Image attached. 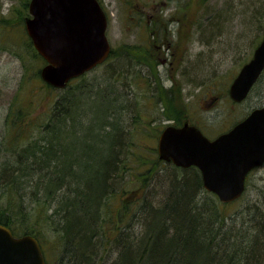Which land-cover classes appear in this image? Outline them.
<instances>
[{
    "label": "trees",
    "instance_id": "trees-1",
    "mask_svg": "<svg viewBox=\"0 0 264 264\" xmlns=\"http://www.w3.org/2000/svg\"><path fill=\"white\" fill-rule=\"evenodd\" d=\"M213 17L209 33L221 36L230 16L218 13ZM154 43L153 36L150 45ZM28 44L32 46L30 39ZM155 47L158 45L154 44L152 51L158 53ZM34 56L45 63L37 51ZM122 57L127 58L124 65H130L133 57L143 63L134 54ZM203 67L195 66L194 72L203 71ZM86 75L72 87L77 94L70 91L71 84L62 90L54 109L41 121L39 132L27 115L21 116L22 108L9 111V127L0 136V223L16 235L33 234L40 240L52 230L60 240L62 253H72L73 264H264V217H256L254 233L239 230V241H233L230 234L236 233L235 229L225 225L235 215L222 212L225 204L204 189L196 167L167 165L156 157L152 146L153 162L149 166L143 163L141 168L145 169L137 175L140 182L127 180L126 151L129 154L133 144L128 141L129 123L122 131L118 127L109 137L99 139L94 145L99 147L89 153L93 146L87 133L96 135L93 119L99 113L101 117L105 112L111 116L124 110L129 113L133 107L130 103L121 108L114 100L111 106L101 101L103 110L96 105L89 108L86 98L94 99L92 90H87L95 84L84 83ZM119 75L132 77L133 72L123 67ZM36 76L40 78L37 70ZM141 77L151 85V76L141 73ZM43 85L51 87L45 82ZM97 90L102 91L99 87ZM99 95L102 97L103 93ZM85 107L91 109L90 113ZM86 119L91 125L83 134ZM13 126L17 127L12 130ZM31 127L34 128L30 132ZM103 148L109 152L97 169L100 157L94 154ZM163 166L168 172L161 176ZM89 167L97 169L92 177L85 175ZM114 202L120 206L113 209ZM110 217L112 235L105 227ZM244 236L246 239H242ZM227 238L233 241L231 254L223 246L228 243ZM105 249L106 257L102 255Z\"/></svg>",
    "mask_w": 264,
    "mask_h": 264
},
{
    "label": "rangeland",
    "instance_id": "rangeland-1",
    "mask_svg": "<svg viewBox=\"0 0 264 264\" xmlns=\"http://www.w3.org/2000/svg\"><path fill=\"white\" fill-rule=\"evenodd\" d=\"M29 1L0 0V136L9 127V111L13 109L17 112L15 110L20 108L21 116L27 115L39 132L41 121L49 116L62 94V90L46 87L41 78H34L35 71L41 69L43 62L34 56L36 50L33 45L28 44L25 17L29 15ZM99 1L108 16L107 36L113 53L109 60L85 76L84 83L95 84L87 90H92L94 101L86 98L85 104L89 108L96 105L103 110L105 106L101 101L108 106L118 102L121 108L132 103L133 108L129 113L124 110L114 116L105 112L101 117L99 113L91 123H95L96 135L93 137L92 132L87 133L88 142L93 146L88 151L93 153L99 139L109 137L112 130L120 128L122 131L129 123L128 141L133 144L129 154L126 151L129 163L127 180L130 178L133 184L140 182L137 175L145 169L141 168L143 163L149 166L153 162L150 158L152 146L157 144L161 130L168 123L187 120L201 127L212 138L228 130L254 107L264 104V73L243 102L236 103L229 96L231 82L252 57L254 48L264 36V0ZM218 13L230 16L221 36L209 33L213 16ZM153 36L158 53L152 51L154 44L150 45ZM126 53L140 57L144 64L133 57L130 65H124L127 58L122 56ZM201 64L204 70L195 73L194 67ZM123 67L132 70L133 76H120ZM141 73L152 77L151 85L141 77ZM79 82V79L71 82L69 87L73 94L77 93L72 87ZM101 92L102 97L99 95ZM88 107L85 111L90 113ZM77 108L80 109L79 106ZM77 108L73 111L76 112ZM86 121L83 134L91 125L89 120ZM14 127L17 126H13L12 130ZM108 152L107 148H103L98 155L97 152L94 154L100 157L97 169L102 167H99L100 160ZM97 169L89 167L85 175L92 177ZM160 170L161 176L167 171L165 166ZM119 203L114 202L111 207H119ZM222 212L235 215V219H229L225 225L235 229L236 233L230 234L233 241L234 238L239 241L240 232L254 233L256 217H264V165L248 174L243 196L238 201L223 205ZM110 225L112 218L105 223L107 233L112 235ZM51 231L46 237L49 239L42 238L48 264H73L72 253L69 256L62 253L60 240ZM226 240L228 243L222 244L227 250L229 248L227 253L231 254L233 241ZM244 246L246 249L247 244ZM102 255L107 256L106 249Z\"/></svg>",
    "mask_w": 264,
    "mask_h": 264
},
{
    "label": "water",
    "instance_id": "water-1",
    "mask_svg": "<svg viewBox=\"0 0 264 264\" xmlns=\"http://www.w3.org/2000/svg\"><path fill=\"white\" fill-rule=\"evenodd\" d=\"M29 13L26 29L47 61L40 75L48 84L64 88L109 56L108 20L98 0H30ZM263 69L264 37L230 84V97L246 98ZM158 152L178 166L199 167L204 187L231 202L243 193L247 173L264 163V106L213 139L196 125L168 126ZM0 264H45L40 243L30 234L15 236L0 223Z\"/></svg>",
    "mask_w": 264,
    "mask_h": 264
},
{
    "label": "flooded vegetation",
    "instance_id": "flooded-vegetation-1",
    "mask_svg": "<svg viewBox=\"0 0 264 264\" xmlns=\"http://www.w3.org/2000/svg\"><path fill=\"white\" fill-rule=\"evenodd\" d=\"M175 122H176V121H173V122H170V123H168V124H175ZM45 261H46V264H48V257H47V255L45 256Z\"/></svg>",
    "mask_w": 264,
    "mask_h": 264
}]
</instances>
